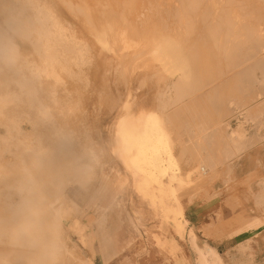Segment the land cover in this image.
<instances>
[{
  "label": "rangeland",
  "instance_id": "rangeland-1",
  "mask_svg": "<svg viewBox=\"0 0 264 264\" xmlns=\"http://www.w3.org/2000/svg\"><path fill=\"white\" fill-rule=\"evenodd\" d=\"M13 1L14 4L10 3ZM62 1L65 2V0H0V34H3L0 35V78L2 80L6 79L5 77L9 78V81H0L2 82L0 85L5 86V82L10 83H6L7 89L0 86L1 90L4 92L7 90L6 92L9 93L5 92L4 97L1 96V99L6 98L0 99V106L10 109H6L4 115L0 114V123L3 116L9 117L13 114H17L13 115L15 120H20L22 118L20 116L25 117L24 113H28L25 112L26 110L31 111L29 115H36L37 110L34 113L32 105L31 109L25 108V105L22 106L24 103L32 102L33 99L29 102L28 100L24 103L20 102L29 99L26 98L28 87L24 83L25 77H20L19 80L13 77V68L18 61L20 65L23 64L21 62L24 58L23 54H27L28 56L25 55L27 58L29 56L32 60L35 58L34 62L38 64L32 76L29 75L33 78L29 77L28 84H33L37 90L38 87L41 90V87L45 86L41 92L38 90V95L40 93L41 96L45 95L42 97L47 105L49 101L56 103V105L52 103L53 106L51 103V106L49 105L52 117L53 115L56 117H53L54 119L48 118L50 111H47V114L42 113L43 116L37 112L38 119L41 116L42 120L41 122L40 119L38 120V123H41L40 127L46 125V131L50 130L48 131L50 134L45 133V135V128H43L44 132H41L43 131L41 128L39 134L42 135L40 134L41 137L39 135L38 139L52 140L53 143L49 141L45 143L42 139L37 142H40V145L43 142L44 145L50 143L49 147L55 149L63 146L61 142L65 143L67 140L70 142L69 145L73 146L72 149L85 151H82L85 157L76 160L75 163L72 158L65 160L70 165H67L65 161V163L61 162L62 166H60L63 168L59 166L60 172L64 170L63 174L69 175L70 180L73 179L72 176L75 177L72 174H75L77 165L81 164L79 167H82L84 162L89 163L92 172H95L94 180H92L94 175H91L93 188L91 189L89 184L80 207L77 206V200H74L72 204L65 200L69 214L62 218V226L68 231L66 234L68 238H71L68 239L66 236L64 240L68 239L66 246L70 247L71 253L61 251L57 264H78L80 263L78 261L87 255L91 256L92 264H155L158 258L165 260L169 257L175 258L176 253L181 251V242H187L188 224L184 222L185 217L171 209L176 201L162 194L157 195V190L152 188V185H146V187L149 186L146 188L142 181L147 178V175L140 176L142 170L134 167L131 160L120 152V146L116 141L118 121L126 115L128 121L135 124L139 113L154 114L159 123L165 127L167 135L170 138L173 137L172 154L175 159L172 165L174 169L169 170V174L162 180L176 187L175 197L181 204L183 212L187 209L198 213L202 226L212 225L214 219L221 222V225H226V221L232 220L233 224L239 226L238 230L220 239L222 242L229 241V244L225 241L226 245L221 248L222 252L218 253L220 258L224 257L228 264H264V217L240 215L264 210V185H257V187L249 185L246 192L228 200L230 187L235 186L229 185V169L235 166L239 173L242 169L237 163L242 161L244 155L257 151L262 160L255 163L264 174V48L250 34L253 26H264V0H204L196 4V7L195 4L180 5L177 0H172L171 3L163 0H70L73 6H70L69 0H66V3ZM75 6L86 7L87 12L92 16V23L87 24L89 22L86 20L85 13H81L83 18L79 11H76ZM110 10L114 12V16L106 17L101 13V11L109 13ZM194 10L197 12H190ZM185 12L189 14L188 17H184ZM204 12L208 15L202 16ZM122 17L125 19L122 20ZM19 23L23 28L20 29ZM130 23L131 27H129ZM33 27L38 30L41 28L40 33L45 29L50 34L41 35L32 30ZM123 29L126 31L127 38L131 40L129 47H122L120 40L113 39V37L118 38L117 34ZM41 39L43 41L38 43ZM163 39L166 43L170 42L178 46V49L182 48L184 58L181 63L183 64L173 68L166 63V60L177 62L180 58H169L168 55L153 56L151 52L153 44ZM229 40L232 41V47L225 49ZM11 45L14 47L12 48ZM37 46L39 49L36 48ZM8 55L16 62L9 61ZM2 56L4 58L6 56V61ZM8 70L12 72L9 74ZM36 73H38L37 76ZM36 77L38 79L43 77V79L39 81ZM12 80L17 81L12 82ZM13 83L17 87H13ZM52 84L55 88L51 86ZM10 85L14 93L8 90ZM19 87L21 89H18ZM49 88L51 89L48 91ZM20 90L26 95L25 97L21 96ZM16 94L18 96L20 94L18 100H16ZM50 94L57 99L54 100ZM11 95L15 96L12 98L18 101L17 103L11 100ZM68 98L69 103H67ZM4 100L7 102L5 103ZM8 100L12 103L9 104ZM61 101L65 102L64 105ZM3 103L8 107L3 106ZM179 106L185 110L184 113ZM13 107L17 108V111ZM171 109L179 114L177 121L174 116L171 118L167 116L171 113L166 114V112ZM18 110L20 113L22 110V113L20 114ZM13 111L16 112L13 113ZM51 119L57 122L61 129H56L55 126L50 127ZM45 121L48 125L44 123ZM55 122L51 125H57ZM21 123L28 131V123L25 121ZM3 130L1 126L0 135L5 137ZM51 130H57V133H52L58 136L60 134L58 132L62 130L60 137L52 135ZM43 134L47 140L42 137ZM51 135L54 137L52 138ZM14 136L15 134L5 137L8 138L7 143H10L12 139L15 141L18 135L15 139ZM239 137L249 138L247 146L239 149L235 146L234 142ZM58 138H60L59 142ZM178 139L185 141L183 146L177 144L182 142L180 140L177 142ZM33 142L34 145L37 144L35 140L25 144L0 143L2 146L0 149H3L0 150L2 157L0 158V172H2L0 173V198L3 199L0 201V236L3 239L0 251H2L3 264L6 262L7 264H23L19 257L28 249L22 247L25 243L22 239L8 238L13 228L15 215L11 212L12 208L6 205L8 204L6 199L11 197L15 203H18L20 196L26 195V187L30 185H27V181L35 178L40 180V175L43 176L44 169L41 166L39 168V166L27 164V170L24 168L25 165L19 167V164L23 163L22 149H25L26 145L32 146ZM22 144L25 146H21ZM82 153L79 154L82 155ZM181 153H184V157H181ZM187 155L189 162H196L189 163ZM195 157L198 160H194ZM208 161L211 165L210 170L204 174L203 169L199 167L207 166ZM5 163L6 167L3 166ZM12 163L15 167H12ZM34 164L37 165V162H33ZM242 164L244 173L246 169L253 166L248 161ZM8 167L12 168V172ZM50 168L52 166L48 165L45 170ZM32 169L36 170L35 175L30 172L33 178L26 173ZM15 172L21 176H13ZM60 172L58 174H61ZM100 176L103 184L102 192L98 193ZM8 179L16 183L9 185ZM25 182L27 184L23 185ZM49 185V188L47 186L48 189L40 195L37 193L35 201H28L30 208L18 212L19 217L21 213H34L37 204L40 205L39 200L41 202L47 198H50L49 201L54 200L57 195L53 192L54 183ZM19 187L25 188L22 194L18 193ZM254 187L261 189V192H253ZM92 191L97 195H94ZM228 214L238 215L229 216ZM101 218L104 219L100 221ZM74 219L85 225V232L91 239L90 250L82 245L77 233L68 229ZM246 229L250 230L244 233ZM102 235L107 240L104 243ZM230 237L232 238L229 239ZM202 238L215 239L213 233L206 231L199 235V239ZM244 239L247 240L244 241ZM6 251L10 253L9 257ZM84 264H88L87 261H84Z\"/></svg>",
  "mask_w": 264,
  "mask_h": 264
},
{
  "label": "bare ground",
  "instance_id": "bare-ground-1",
  "mask_svg": "<svg viewBox=\"0 0 264 264\" xmlns=\"http://www.w3.org/2000/svg\"><path fill=\"white\" fill-rule=\"evenodd\" d=\"M9 1H11V0H9ZM23 1V0H22ZM28 1V0H27ZM70 1V0H69ZM125 1V0H124ZM163 1H166L167 3H171V1L172 0H163ZM179 3H180V5L182 4V5H188V4H195V7H196V4H198V3H200V2H202V1H204V0H177ZM17 2V1H16ZM62 2H64V1H62ZM68 2V1H67ZM10 3H13L14 4V1L13 2H10ZM64 3H66V0H65V2ZM69 4L71 3V1L70 2H68ZM129 3H132V2H129ZM8 4H9V2H8ZM72 4V3H71ZM70 4V6H73V5H71ZM11 5V4H10ZM15 6V5H14ZM84 6H86V5H84ZM84 6H75V9H76V11L78 10L79 11V13H80V15H81V13L82 12H84L85 13V17L87 18L86 20L89 22V23H87V24H90V23H92L91 21H92V16H91V14L89 13V12H87V8L86 7H84ZM194 7V8H195ZM9 8V7H8ZM73 8V7H72ZM7 9V8H6ZM124 9V8H123ZM122 9V10H123ZM184 9V8H183ZM45 10V9H44ZM153 10V9H152ZM13 11H14V9H13ZM46 11V10H45ZM134 11V10H133ZM151 12V11H150ZM154 12V11H153ZM191 13L193 12V13H195V12H197L196 10H194V11H190ZM47 12H45V14H46ZM101 13H103V15L104 16H106V17H110V16H114L115 14H114V12L112 11V10H110L109 11V13L108 12H106V11H101ZM122 13V12H121ZM120 13V14H121ZM188 13H189V11H188ZM47 14H50V12L49 13H47ZM124 14V13H123ZM185 14H186V12H185ZM201 15V14H200ZM203 15H208V13L206 12H204L203 14H202V16ZM234 15V14H233ZM13 16H15V15H13ZM45 16V15H44ZM81 16H83V15H81ZM122 16H124V15H122ZM189 16V14H186V15H184V17H188ZM21 17V16H20ZM45 17H47V16H45ZM50 17V16H49ZM48 17V18H49ZM83 18H84V16H83ZM123 19H125V17L123 18L122 17V20ZM85 20V21H86ZM125 21V20H124ZM125 23V22H124ZM12 24V23H11ZM129 24V23H128ZM127 24V25H128ZM12 25H14V24H12ZM19 25H20V29L21 28H23V26L19 23ZM30 25H31V23H30ZM126 25V26H127ZM135 26V25H134ZM138 26V25H137ZM9 27H10V25H9ZM89 27H92V26H89ZM124 27V26H123ZM129 27H131V23H130V25H129ZM13 29V28H12ZM92 29V28H91ZM128 29V28H127ZM131 29V28H130ZM129 29V30H130ZM32 30H35L37 33H39V34H41V35H49L50 33H49V31H47V30H45V29H43L42 30V32L40 33V31H41V28L38 30L37 28H35V27H33V29ZM90 30V29H89ZM133 30H135L134 28H133ZM92 31H94V30H92ZM91 31V32H92ZM1 33H5V32H1ZM93 33V32H92ZM125 33H126V31H125V29H123V30H121L117 35H119L118 36V38H115V37H113V39L114 40H120L121 42H122V47H129V45H130V39H128L127 38V35H125ZM131 33V32H130ZM6 34V33H5ZM4 34V35H5ZM98 34V33H97ZM134 34H136V33H134ZM251 36L255 39V41H257L258 43H260L261 45H262V47L264 48V26L263 27H252L251 28ZM1 35V34H0ZM3 35V34H2ZM1 35V36H2ZM96 35V34H95ZM136 36V35H135ZM97 37V36H96ZM2 38V37H1ZM41 41H43L42 39L40 40V41H38V43H40ZM231 40H229V43L226 45V47H225V49L226 48H228V49H230L231 47H232V41L230 42ZM36 42V41H35ZM37 43V42H36ZM113 43H114V41H113ZM47 46H48V42L47 43H45V47H46V49H47ZM11 47L13 48L14 46H12L11 45ZM109 47H111V45L109 44ZM178 46H176V45H174L173 43H170V42H165L164 41V39L163 40H161V41H159V42H156V43H154L153 44V47H152V53H153V56L155 55V57H156V55L157 56H159V57H162V56H167L168 55V57L169 58H180V61L178 60L177 62H173L172 60H170L171 62H169V61H167L166 60V63H168L169 64V66H171V67H173V68H175V66H177V65H180V64H183V63H181L183 60V56H182V52H183V50H182V48L180 49H178L177 48ZM36 48H38L39 49V46H37ZM54 48V47H53ZM16 49V48H15ZM36 50V49H35ZM25 55H27V54H23V56H24V58H25V60H24V58L22 59V61L21 62H23V64H19V61H18V63H17V65L19 64V66H15L14 68L11 66V65H9V66H11L14 70V79H17V80H19L18 78H20V77H25V80H24V83L25 84H27V91H26V94H27V97L26 98H29V99H25V100H23V101H20V102H23L24 103V101H26V100H28V102L30 101V99L32 100V102H30V103H22L23 105L22 106H26L25 108H27V109H31V107L33 106V108H34V113L36 112V110H37V112H40V115H42L43 116V114L42 113H45V114H47L49 111H50V107H49V105H50V101H49V105H47L46 104V100L44 101V94H42V96L40 95H38V90H39V87H38V90L34 87V85L33 84H28L29 83V79L31 78H33V77H30V76H32L31 74H33V71H35L36 70V68L35 67H37L38 66V64H36L34 61H35V58H33V60L31 59V58H29V57H31V56H29L28 58L25 56ZM30 55V54H29ZM7 56V55H6ZM6 56H5V58H6ZM28 56V55H27ZM3 57V56H2ZM15 57V56H14ZM4 58V57H3ZM5 58H4V60H5ZM12 57H9V55H8V60L10 61V60H12L11 59ZM20 58H22V56L20 57ZM19 58V59H20ZM53 58H55V57H53ZM1 59V58H0ZM14 59H17V58H14ZM56 59H58V58H56ZM160 59H162V58H160ZM18 60V59H17ZM24 60V61H23ZM6 61V60H5ZM9 61H7V63L9 62ZM42 61H43V59H42ZM58 61V60H57ZM82 61V60H81ZM4 62V61H3ZM13 62H16V60H12V63ZM38 63V62H37ZM5 64V63H4ZM10 64V63H9ZM16 64V63H15ZM39 64H40V62H39ZM44 64H46V63H44ZM56 64V63H55ZM61 64V63H60ZM8 65V64H7ZM42 65V64H41ZM56 65H58V63L56 64ZM67 65V64H66ZM8 66V67H9ZM1 67V66H0ZM5 67V66H4ZM4 67H2V68H4ZM7 67V66H6ZM42 67H44V66H42ZM42 67H39V68H41L42 69ZM35 68V69H34ZM5 69V68H4ZM7 69V68H6ZM38 69V68H37ZM7 71V70H6ZM37 71H39V70H37ZM0 72H1V70H0ZM8 72H9V70H8ZM10 72H12V71H10ZM10 72H9V74H10ZM40 72H42V71H40ZM3 73V72H2ZM29 73V74H28ZM5 75H6V72L4 73ZM13 74V73H12ZM34 74H35V72H34ZM37 74L38 73H36V76H37ZM28 75V76H27ZM30 75V76H29ZM42 75V74H41ZM46 75V74H45ZM8 76V75H7ZM10 76V75H9ZM4 77V76H3ZM30 77V78H29ZM41 77V76H40ZM6 79H4L3 78V80L4 81H6V80H8L9 81V78H7V77H5ZM37 79H38V77H36ZM11 79H13V78H11ZM39 79H43V77L42 78H39ZM38 79V80H39ZM197 79V78H196ZM3 80L0 78V81H2L3 82ZM17 80H15V81H17ZM41 80H39V81H41ZM45 80V79H44ZM43 80V81H44ZM14 80H12V82H15ZM31 81V80H30ZM2 82H0V84L2 83ZM32 82H33V80H32ZM45 82V81H44ZM7 82H5V86L7 87V84H10L9 82L6 84ZM61 83H62V81H61ZM60 83V84H61ZM65 83V82H64ZM63 83V84H64ZM12 84V83H11ZM14 84V83H13ZM36 84V83H35ZM40 84V83H39ZM45 85V84H44ZM1 86V85H0ZM4 86V84H2V86L1 87H3ZM4 86V87H5ZM13 87L15 86V87H17L15 84L14 85H12ZM12 86L10 85V89H8L9 91H13L14 89H12ZM36 86H39V85H36ZM47 86H48V84H47ZM50 86V85H49ZM51 86H53V84L51 85ZM62 86V85H61ZM64 86V85H63ZM3 87V89H7L6 87L4 88ZM22 87H23V85H22ZM45 86H43V87H41L42 89L44 88ZM54 87V86H53ZM53 87H51L52 89H53ZM51 88H49L48 89V91L51 89ZM55 88V87H54ZM63 88V87H62ZM18 89H21L20 87L18 88ZM41 89V90H42ZM59 89V88H58ZM57 89V90H58ZM65 89V88H64ZM1 90V89H0ZM41 90H39L40 92H41ZM44 90V89H43ZM56 90V89H55ZM54 90V91H55ZM3 90H1L0 92H2ZM7 91V90H6ZM5 91V92H6ZM16 91H19V90H17L16 89ZM15 91V92H16ZM60 91V90H59ZM59 91H56V92H58L59 93ZM62 91V90H61ZM4 91H3V93H0V99H1V96L3 95V97H4V93H5ZM23 92V91H22ZM45 92V91H44ZM51 92V91H50ZM52 92H53V90H52ZM55 92V93H56ZM65 92H66V94H68V92H67V90L65 89ZM6 93H8V92H6ZM5 93V94H6ZM11 93V92H10ZM13 93H14V91H13ZM12 93V94H13ZM19 93H21V90H20V92ZM24 93V92H23ZM9 94V93H8ZM47 94V93H46ZM51 94H54V93H51ZM50 94V95H51ZM15 95V94H14ZM13 95V96H14ZM17 95V94H16ZM22 95H24V94H22L21 93V96ZM47 95H49V94H47ZM6 96V95H5ZM9 96V95H8ZM7 96V97H8ZM12 95H11V98L13 97ZM19 96H20V94H19ZM18 95H17V97H16V100H18L17 98L19 97ZM26 95H24V97H25ZM39 96V97H38ZM52 96V95H51ZM54 96V95H53ZM52 96V97H53ZM69 96V95H68ZM10 97V96H9ZM15 97V96H14ZM38 97V98H37ZM48 97V96H47ZM47 97L45 98V99H47ZM55 97H56V95H55ZM59 97V96H58ZM6 98V97H5ZM5 98H2V99H5ZM10 98V99H11ZM20 98V97H19ZM22 98V97H21ZM48 98H50V97H48ZM66 98V97H65ZM1 99V100H2ZM7 99H9V98H7ZM23 99V98H22ZM21 99V100H22ZM53 99L55 100V99H57V98H54L53 97ZM11 100H13L14 102H18V101H15L13 98L11 99ZM50 100V99H49ZM54 100H52V101H54ZM61 100V99H60ZM67 100V99H66ZM5 101V100H4ZM4 101H2V102H4ZM9 101V104H10V100H8ZM58 101H59V98H58ZM69 98H68V102L67 103H69ZM7 101H5V103H6ZM19 102V103H20ZM48 102V101H47ZM54 102H57V101H54ZM62 102V101H61ZM12 103V102H11ZM53 103V102H52ZM51 103V105L53 106V104ZM65 103V102H64ZM64 103L62 102L61 104H63L64 105ZM4 104V103H3ZM8 104V105H9ZM21 104V103H20ZM30 104V105H29ZM61 104H59V105H61ZM6 104H4L3 106H5ZM13 106H14V103L12 104ZM17 105V104H16ZM15 105V106H16ZM28 105V106H27ZM32 105V106H31ZM50 105V106H51ZM54 105H56V103L54 104ZM66 105V104H65ZM10 106V105H9ZM36 108H35V107ZM183 106V105H182ZM5 107H8V106H5ZM11 107V106H10ZM21 107V106H20ZM30 107V108H29ZM56 107V106H55ZM54 107V108H55ZM58 107V106H57ZM65 107H67V106H65ZM68 107H69V105H68ZM118 107V106H117ZM14 109H15V107H13ZM18 108H19V106H18ZM32 108V109H33ZM50 108V109H49ZM181 107L179 106V109H180ZM187 107H185V109H186ZM6 109H9V107L8 108H4V107H2V106H0V114L2 115L4 112H5V110ZM17 109V108H16ZM15 109V110H16ZM57 109V108H56ZM69 109V108H68ZM176 109V108H175ZM179 109H177L178 111H179ZM10 110V109H9ZM26 110V109H25ZM25 110H23V111H25ZM53 110V109H52ZM55 110V109H54ZM70 110V109H69ZM173 109H171V111H172ZM181 110L183 111L182 113H184V111L185 110H183V108H181ZM11 111H12V109H11ZM17 111V110H16ZM15 111V112H16ZM19 111V110H18ZM48 111V112H47ZM58 111H59V108H58ZM62 111V110H61ZM169 111V112H166V114L167 113H171V114H173V115H167V116H169L170 118L172 117V116H174V118H176V121H177V117L179 116V114L178 113H175V110L174 111ZM14 111H13V113H15ZM25 112H28V113H24V115H26L25 117L24 116H20V117H22L21 119H20V117H19V119L20 120H15V117L13 118V115H17V114H13L12 112H11V114H13L12 116H9V117H2L3 119H1L2 120V122L0 123L1 124V126H3V128H4V130L3 131H5V137H9V136H13V134H15V136H14V139H15V137H16V135H18L17 137H16V140L14 141L13 139H12V141H14V142H10L11 144H13V143H17V144H19V142H21V143H26V142H30V140L31 141H33V140H35L36 142L37 141H39V139H38V136L41 134H39V131H40V129L42 128H45V127H47L46 125H44V127L42 126V127H40L41 125V123L39 124L38 123V120L40 119V122L42 121L41 120V116L39 115V113H38V116H40V118L38 119V117H37V112H36V115L35 116H31V115H29L30 113H31V111L29 112V111H25ZM68 112V111H67ZM73 112V111H72ZM19 113H20V111H19ZM21 113H22V110H21ZM20 113V114H21ZM176 115H175V114ZM181 113V114H182ZM32 114H33V112H32ZM49 114V116H48V118H52V119H54V118H56L55 117V115H53V117H52V114H51V111H50V113H48ZM60 114V113H59ZM69 114V113H68ZM4 115V114H3ZM6 115H8V114H6ZM57 116V115H56ZM65 116V115H64ZM24 117V118H23ZM181 117V116H180ZM179 117V118H180ZM0 118H1V116H0ZM46 118V117H45ZM63 118V117H62ZM47 119V118H46ZM52 119L50 120L52 123H54L53 121H52ZM58 119V118H57ZM73 119V118H72ZM22 120H24L25 122H27L28 123V125H29V130L27 131V130H25L24 129V127L22 126V123L21 122H24V121H22ZM48 120V119H47ZM56 120V119H55ZM64 120V119H63ZM45 124L47 123L46 121L44 122ZM50 123V122H49ZM51 123V124H52ZM67 123V122H66ZM50 124V127H52V126H55V128L56 129H61V127H60V125H58L57 124V122H55V124H57V125H51ZM65 124V123H64ZM47 125H48V123H47ZM66 125H70V124H66ZM0 126V127H1ZM63 126V125H62ZM176 126V125H175ZM50 127H49V129H50ZM70 127V126H69ZM64 128H66V127H64ZM48 130V129H47ZM52 130H54V129H52ZM51 130V134L53 135L54 133H52V132H56V131H52ZM63 130H65V129H63ZM45 131H46V128H45ZM48 131H50V130H48ZM48 131H46V132H44V129H43V131H41V132H44V134L45 133H48ZM62 131V130H61ZM61 131L60 132H58V133H60L61 134ZM116 132H117V143H118V145L120 146V152L122 153V155L124 156V157H126V158H129L130 160H131V162H132V165L134 166V167H137L139 170L141 169L142 171H141V174H140V176H143V175H147V178H144L143 179V181H142V183H143V185H145V187H146V185H152L151 187L152 188H155V190H157V195H164V196H168L169 198H173L174 199V201H176V203H175V206H172V211L173 212H175L176 214H180L181 216H183L184 215V212H183V208L181 207V204H179L178 203V201H177V198L175 197V189H176V187H174L172 184H170V183H168V182H166V181H163L162 180V178H164L165 176H167L168 174H169V170H173L174 169V167H173V165H172V162H173V160L175 159V157H174V155L172 154V142L174 141H172V138H170L169 137V135H167V133H166V130H165V127H163L160 123H159V121L154 117V114H152V113H139V115L137 116V118H136V123L135 124H133V123H131V122H129L128 121V116H126L125 115V117L123 118V119H121L120 121H118V124H117V130H116ZM177 132V131H176ZM178 132H179V130H178ZM57 133V132H56ZM43 134V136L42 137H44V138H46V134L44 135ZM48 134H50V133H48ZM60 134H59V136H58V134L56 135V134H54V135H56V136H58V137H60ZM42 135V134H41ZM41 135H40V137H41ZM51 135V136H52ZM1 137H0V143H4V144H10V143H7V140H8V138H5V137H3L2 135H0ZM50 136V135H49ZM48 136V137H49ZM242 136V135H241ZM249 136V135H248ZM54 136H52V138H53ZM176 137V136H175ZM174 137V138H175ZM42 140H43V138H41ZM40 139V141H42ZM55 139V138H54ZM57 139V138H56ZM55 139V140H56ZM59 139L60 138H58V142H59ZM249 138H240L239 137V139L237 138V140H236V142H234V144H235V146L239 149V148H241L242 146H247V143H248V140ZM11 140V139H10ZM9 140V141H10ZM45 140V139H44ZM43 140V141H44ZM46 140H47V138H46ZM51 140V139H50ZM61 140H63L64 141V139H61ZM179 140L180 139H178V141L177 142H179ZM47 141H49V140H47ZM47 141H44L45 143L47 142ZM52 141V140H51ZM51 141H49L50 143H53V142H51ZM66 141L67 140H65V143H63V142H61L62 144H63V146H61V147H57V148H55L54 149V147L53 148H50L49 147V144L48 145H44L43 143L40 145L38 142H37V144L35 143V145H34V142H33V145L31 146V145H29V146H31V147H29V146H25L24 144H22L21 146H23L25 149H22V147H21V149L23 150V151H21V149H20V151L22 152V154H21V157H22V160L21 161H23V163H18L19 164V167H20V165H22V166H24L25 165V167L24 168H26V167H28L29 165L31 166H39V168H40V166H41V168L42 169H44L43 170V176L42 175H40V177H41V179L39 180V179H37V180H31V181H27V183L25 182V183H23V185H25V184H27V185H29L28 187H26L27 188V190H26V195H21L22 194V192H23V190L25 189V188H21L20 189V187H19V189H18V193H21L20 195V200H19V202L18 203H15V200H12L11 199V197L10 198H8V200L6 199V201H8V204H6L7 206H9L10 208H12V210L9 208V207H7V208H9L10 210H11V212H12V214H14L15 215V219L13 220V228H12V230H11V234H9L10 236H13V237H8L10 240L12 239V238H16V239H19V238H17V236H16V233H18V232H20L21 230H26L27 232H30L31 233V235L29 236V237H26V238H23L22 240H23V242H25V243H23V248H25V247H27L28 249L26 250V251H24L23 253H22V255L19 257L20 258V260H21V262L23 263V264H36V262L40 259V257H41V254H42V249H46L49 253H51V252H55V254H56V256H57V259L59 258V257H61V254H60V252L61 251H63V252H67L68 251V253L70 252L71 253V251H70V247L69 248H67V246H66V241H68V239L70 238H68V235H66L67 233H68V231H66L64 228H63V226H62V218L64 217V216H67L68 214H69V208H68V204H66L65 203V200H67V201H69L70 202V204H72V203H74V200H77L78 201V203H77V206L78 207H80V204L81 203H83V201H84V199H85V194H86V191H87V189H88V187H89V184L91 185V175L93 176L94 175V177H93V179L92 180H94V178H95V172H92V168H90V165H88L86 162H84V166H82V167H79L81 164H79V165H77V167H76V170H75V174H72V175H74L75 177H73L72 175V178L73 179H69L68 177H69V175H67V176H65V174H63L65 171L63 170V172L61 171L60 172V169L61 168H63V167H61L62 165V163L61 162H64L65 160H69L70 158H72V160L74 159V163H75V161L76 160H79V159H81L82 157L84 158L85 157V155L82 153V151H77V150H74V149H76V148H74V149H72V147L69 145L70 144V142L69 141H67L68 143H66ZM180 141H182L181 143H177V144H181V146H183L182 144L185 142H183V140H180ZM235 141V140H234ZM54 142H56V141H54ZM251 143V142H250ZM4 144H3V146H4ZM30 144H32V143H30ZM58 144V143H57ZM176 144V145H177ZM15 145V144H14ZM54 145H55V143H54ZM59 145H60V143H59ZM73 145V144H72ZM1 146V145H0ZM17 146H20V145H17ZM16 146V148H20V147H17ZM51 146H53L52 144H51ZM251 146V145H250ZM2 147V146H1ZM56 147V146H55ZM6 147H4V149H5ZM77 149H79V147H77ZM0 150H3V149H0ZM74 150V151H73ZM180 150H182L181 148H180ZM179 151V150H178ZM76 152H81L82 153V155L81 154H79V153H76ZM83 152H85V151H83ZM184 152V151H183ZM182 155H181V157H184L183 155H184V153H181ZM121 155V156H122ZM201 155V154H200ZM81 156V157H80ZM180 157V158H181ZM185 157H186V154H185ZM200 157V156H199ZM198 157V158H199ZM0 158H2L1 157V155H0ZM192 158V157H191ZM190 158V159H191ZM93 159V158H92ZM121 159V158H120ZM197 158L195 157V159L194 160H196ZM183 160H185L184 158H183ZM189 159H188V155H187V161H188ZM193 160V161H194ZM198 160V159H197ZM28 162V163H25V162ZM91 161V160H90ZM186 161V160H185ZM186 161V162H187ZM192 161V160H191ZM3 162V161H2ZM33 162L35 163V162H37V165L36 164H34L33 165ZM66 162V164L67 165H70V164H68L67 163V161H65ZM64 162V163H65ZM72 162V161H71ZM79 162V161H78ZM122 162H124L123 160H122ZM189 162V161H188ZM196 161H194V163H195ZM7 163V162H6ZM4 164L3 166H5V165H7V164ZM70 163V162H69ZM73 163V164H74ZM81 163H83V162H81ZM166 163H168L167 164V166H165V164ZM189 163H192V164H194L193 162H189ZM188 163V164H189ZM198 163V162H197ZM210 162L208 161V163H207V166L206 165H204V166H200L199 168H201V169H203V173L205 174V173H208L207 171H209L210 170V164H209ZM13 164V163H12ZM17 164V163H16ZM27 164H28V166H27ZM73 164H71V165H73ZM199 164V163H198ZM2 165V164H1ZM10 165V164H9ZM52 166V168H50L49 170H45V169H47V166ZM61 165V166H60ZM75 165V166H76ZM92 165V164H91ZM3 166H1V167H3ZM17 167H18V165H16ZM21 166V167H22ZM59 166L61 167V168H59ZM63 166H65L64 164H63ZM187 166V165H186ZM6 167V166H5ZM10 167H11V165H10ZM10 167H8L9 168V170H10V172H12L11 171V169H10ZM12 167H15L14 166V164H13V166ZM19 167H18V169H19ZM67 167V166H66ZM70 167V166H69ZM79 167V168H78ZM93 167V166H92ZM190 167V166H189ZM4 168V167H3ZM33 168V167H32ZM54 168V169H53ZM58 168H59V170H58ZM5 169H7V168H5ZM28 168H26V170H27ZM35 169V168H34ZM37 170H39L38 168H36ZM16 170V169H15ZM24 170V169H23ZM29 170H30V168H29ZM67 170H69V169H67ZM66 170V171H67ZM14 171V170H13ZM25 171V170H24ZM35 172H36V170H34ZM34 171H33V169L31 170V171H27L26 173H28V175L27 176H32V174L30 173V172H33L34 173ZM40 171H42V170H40ZM61 173V174H58V173ZM69 172V171H68ZM0 173H2V172H0ZM5 173V172H4ZM38 173V172H37ZM70 173V172H69ZM73 173H74V171H73ZM30 174V175H29ZM39 174H41V173H39ZM67 174V173H66ZM17 176L18 174H16V172L13 174V176ZM34 175H35V173H34ZM37 175V177H38V174H36ZM138 176H139V174H137ZM21 176V175H20ZM19 175L17 176V177H20ZM36 177V176H35ZM39 177V178H40ZM5 178V177H4ZM8 178H10V177H8ZM11 178H12V176H11ZM24 178V177H23ZM22 178V179H23ZM32 178H33V176H32ZM57 178H59V179H57ZM15 179V178H14ZM21 179V180H22ZM28 179V178H27ZM55 179H57V181H55ZM12 180V179H11ZM24 181H26L25 179H23ZM7 181V180H6ZM5 181V182H6ZM18 182H20V180H17ZM23 181V182H24ZM15 181L14 180H12V181H9V179H8V184L9 185H13V184H15L14 183ZM94 182V181H93ZM99 182V186H98V193H99V191L100 192H102V184H103V181H102V178H101V176H100V181H98ZM54 183V187H55V189H53L52 187V189L54 190L53 192H56L57 193V195L55 196V198H54V200H51V201H49V199L50 198H47L45 201H43V202H41L40 200L38 201L39 203H40V205H38L37 204V206H36V210H35V212L33 213V212H31V213H29V214H27V213H21V216L19 217L18 216V212H22V210H25L26 208H30V205H29V203H28V201H32V200H36V195H37V193H38V195H40V193L41 192H44L46 189H48L49 188V184H53ZM6 184V183H5ZM8 184H6V185H8ZM19 184V183H18ZM22 184V183H21ZM69 184H71L70 186H69ZM17 185V184H16ZM45 185H46V188H44L45 187ZM15 186V185H14ZM47 186H48V188H47ZM11 187V186H10ZM21 187H24V186H21ZM95 187V186H94ZM147 187H149V186H147ZM146 187V188H147ZM8 188V187H7ZM12 188V187H11ZM11 188H9V189H11ZM93 188V185H91V189ZM6 189V188H5ZM90 189V188H89ZM90 189V190H91ZM50 190V189H49ZM97 190V189H96ZM10 191H12V190H10ZM10 191H7V192H10ZM95 191V190H94ZM94 191H92L93 193H94ZM6 192V193H7ZM91 192V191H90ZM50 194H52V193H50ZM54 195H55V193H53ZM96 193H94V195H95ZM7 195V194H6ZM45 195V194H44ZM97 195V194H96ZM8 196V195H7ZM6 197V196H5ZM41 198V197H40ZM40 198H38V199H40ZM52 198V197H51ZM1 199V198H0ZM42 199V198H41ZM0 201H3V199H1ZM1 205V204H0ZM5 205V206H6ZM33 207V209L35 208V205L34 206H32ZM96 207V206H95ZM102 207V206H101ZM103 208V207H102ZM9 210V211H10ZM14 211V212H13ZM34 211V210H33ZM26 212V211H25ZM13 215V216H14ZM104 218H101V220L100 221H102ZM184 219V222H187L186 220H185V218H183ZM100 221L98 222V225H99V223H100ZM100 228V227H99ZM68 229H71L72 231H74L75 233H77L78 234V236H79V238H80V240H81V243H82V245L83 246H85L86 248H88L89 250H90V243H91V239H90V237H89V235L85 232V225L84 224H82V223H80L79 222V220L77 221V219H74L72 222H71V225H70V227L68 228ZM67 236V238L68 239H66V241H64L65 240V237ZM71 239V238H70ZM188 239H189V242L191 243V245H192V247L194 248V250H195V252H196V262H197V264H223L222 263V260L220 259V257L218 256V254H217V252H216V250L215 249H213L212 247H210V246H208V245H206L205 247H200V246H198L196 243H195V233H194V231H193V229L191 228V229H189L188 230ZM6 241V240H5ZM9 241V240H8ZM102 241H103V243L104 242H106L107 240H106V238L102 235ZM1 242H3V239H2V237L0 236V244H1ZM72 243H73V240H72ZM71 243V244H72ZM75 244H73V246H74ZM105 245V244H104ZM69 246V245H68ZM73 246H71V247H73ZM105 247V246H104ZM75 249V248H74ZM76 250V249H75ZM105 250V249H104ZM74 250H72V254L74 255V252H73ZM7 252V254H8V257H9V254L10 253H8V251H6ZM75 252H77V251H75ZM103 252V251H102ZM106 253L108 252V251H105ZM78 253V252H77ZM104 253V252H103ZM109 253V252H108ZM1 254H2V251H0V264H3L4 263V261H3V259L1 258ZM105 254V253H104ZM28 255V256H27ZM69 255V254H68ZM79 255V254H78ZM107 255H109V254H107ZM83 256V255H82ZM59 260H60V258H59ZM92 259H91V256L90 255H87L86 257H84L83 256V259H80V261H78V262H80V263H78V264H84V261H87V263L88 264H92V261H91ZM5 264H7V262L5 263ZM70 264V263H69ZM77 264V263H76Z\"/></svg>",
  "mask_w": 264,
  "mask_h": 264
},
{
  "label": "crops",
  "instance_id": "crops-1",
  "mask_svg": "<svg viewBox=\"0 0 264 264\" xmlns=\"http://www.w3.org/2000/svg\"><path fill=\"white\" fill-rule=\"evenodd\" d=\"M242 147H244V146H242ZM260 156L258 155L257 151L250 152L249 154L244 155L243 158L241 159L242 161H239L240 163L239 162L237 163V165H239L240 169H242L239 173H238V168L235 169V166H234V168H231L232 166L230 167V169H229V171H230V173H229V178H230L229 185L230 186L235 185V186H234V188L230 187V193H228V195H229L228 200H231L234 197H238L243 192H246L247 191L246 188L249 185L256 186V187H257V185H264V174L262 173L261 169L256 166V163H255L258 160L259 161L262 160V158H260ZM247 161L251 162V164L253 166L246 169V172L244 173V171H243L244 168L241 165H243L242 162L245 163ZM256 187H254L252 191L256 192V193L261 192V189H258ZM187 211H188L187 209L184 211V217L187 220V224H188V226H187V242H184V241L181 242V246H180L181 251L176 253L175 258L169 257V259H167V260H165L164 258H158L157 262L155 264H197L196 252H195L194 248L192 247V245L188 239V230L191 228L193 229V231L195 233V243L200 247H205L206 245H208V246L212 247L213 249H215L217 254L219 252H222L223 249H221V248H223L226 245L225 241H226V243L229 244L228 240H224V242H222V240H220V239L227 237L226 235L234 232V230H238L237 228H239L238 225L233 224L232 220L226 221V225L225 224L221 225V222L217 221L216 219L213 220L212 225L211 224L206 225V223H205L206 226H202L200 223L201 221H200V217L198 216V213H196L195 211H188V212ZM187 214H189V216ZM228 215L232 216V215H238V214H228ZM240 215L248 216V217H264V210L253 211V212L248 213V214L246 213V214H240ZM248 230H250V229H248ZM248 230L247 229L244 230V233H247ZM203 231L213 233V236L215 239L214 240H212V239L204 240L203 238L199 239V235H202ZM215 236H217V237H215ZM231 238L232 237H230L229 239H231ZM246 240L247 239H244V241H246ZM219 254H218V256H219ZM223 259H224V261L222 263L228 264L227 261H225L226 259L224 257H222L221 260H223Z\"/></svg>",
  "mask_w": 264,
  "mask_h": 264
},
{
  "label": "clouds",
  "instance_id": "clouds-1",
  "mask_svg": "<svg viewBox=\"0 0 264 264\" xmlns=\"http://www.w3.org/2000/svg\"><path fill=\"white\" fill-rule=\"evenodd\" d=\"M31 235L30 232L26 230H21L16 233L17 238L23 239L29 237ZM36 264H57V256L55 252L49 253L46 249H42V254L40 259L36 262Z\"/></svg>",
  "mask_w": 264,
  "mask_h": 264
}]
</instances>
